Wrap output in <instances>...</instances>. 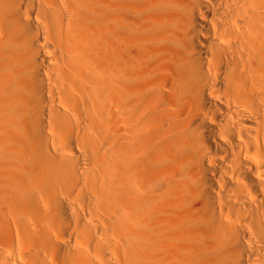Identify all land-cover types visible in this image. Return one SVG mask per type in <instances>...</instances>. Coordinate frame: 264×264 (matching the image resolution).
<instances>
[{
	"label": "bare ground",
	"instance_id": "6f19581e",
	"mask_svg": "<svg viewBox=\"0 0 264 264\" xmlns=\"http://www.w3.org/2000/svg\"><path fill=\"white\" fill-rule=\"evenodd\" d=\"M0 264H264V0H0Z\"/></svg>",
	"mask_w": 264,
	"mask_h": 264
}]
</instances>
